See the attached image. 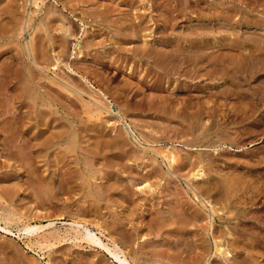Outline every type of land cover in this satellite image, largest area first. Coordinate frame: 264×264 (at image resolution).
Here are the masks:
<instances>
[{
  "label": "rangeland",
  "instance_id": "374dc122",
  "mask_svg": "<svg viewBox=\"0 0 264 264\" xmlns=\"http://www.w3.org/2000/svg\"><path fill=\"white\" fill-rule=\"evenodd\" d=\"M40 1L0 0V130L16 118L19 126L8 149L0 134V225L8 219L16 235L0 233V264H119L75 239L69 225L79 220L102 230L133 264H264V0ZM81 2L86 6L69 15ZM161 4L177 10L166 15ZM93 6L104 15L111 6L109 17L129 31L80 11ZM142 22L150 28L142 31ZM145 37L158 49L171 40L170 52L185 56L183 72L174 54L169 75L138 62ZM163 102L169 108L162 114L156 109ZM53 127L77 138L64 159L65 139L40 147ZM41 133L33 147V134ZM117 134L126 135L134 158L116 159ZM168 149L187 167L179 171L177 163L179 172L166 175L160 153ZM199 163L211 180L189 182ZM68 173L76 177L71 191L59 188ZM196 182L220 186V193L202 194L219 211L213 230L194 201ZM52 221L33 237L18 231L26 222ZM212 234L231 257L211 249L202 257Z\"/></svg>",
  "mask_w": 264,
  "mask_h": 264
},
{
  "label": "bare ground",
  "instance_id": "6f19581e",
  "mask_svg": "<svg viewBox=\"0 0 264 264\" xmlns=\"http://www.w3.org/2000/svg\"><path fill=\"white\" fill-rule=\"evenodd\" d=\"M37 1H39V0H34V4L35 5H37ZM42 1V0H41ZM40 1V2H41ZM112 1H114V0H112ZM145 1V0H144ZM144 1H141L142 3H144ZM150 1V0H149ZM151 1H153V0H151ZM133 2V1H132ZM257 2H258V0H257ZM141 3V4H142ZM177 3V2H176ZM243 3V2H242ZM71 5V4H70ZM78 7L76 8V9H74V10H72L70 13H69V15H74V12L75 11H78L80 8H81V6H86L83 2H81V4H78L77 5ZM103 6V5H102ZM80 7V8H79ZM94 7V6H93ZM88 8V7H87ZM86 7L85 8H82L80 11H82V12H84V11H87V13L88 14H90V16H92V17H94L95 19H107L106 20V24L110 27V28H114V27H118V28H123V29H126V30H124V31H129L128 29L130 28L129 27V24H127L126 22H123V23H121V21H119L118 19H112V18H110L109 17V13L108 12H110L111 11V6H105V7H103L104 9H106V14L104 15L103 13L104 12H102L100 9V7L98 6L97 8H89L88 10H85V9H87ZM157 8L159 9V11L160 12H162V13H164V14H166V15H169V16H173L174 15V13L176 12V8L174 7V6H168V5H163V4H161V5H158L157 6ZM64 9V8H63ZM68 11V10H67ZM185 11V10H184ZM85 13V12H84ZM111 13V12H110ZM182 13V12H181ZM101 14H103V15H101ZM55 16V15H54ZM169 16H167V17H169ZM129 18V17H128ZM216 22V21H215ZM147 24V23H146ZM146 24H144L143 22H142V24H141V27H140V29L142 30V31H144V30H147L148 28H150V27H148V24L146 25ZM164 26V29L166 30V29H168V26L167 25H163ZM129 27V28H128ZM118 28H117V30H118ZM53 31V30H52ZM70 30H66V34L69 32ZM121 30H119V32H120ZM59 33L61 32V31H58ZM150 32V31H149ZM148 34V33H147ZM146 34V35H147ZM55 35H56V33H55ZM55 35H54V37H55ZM69 35H70V33H69ZM150 35V34H149ZM152 35V34H151ZM124 38H127L128 39V42H132L133 40H134V42H136V40H135V38L136 37H129V35H126ZM60 39V38H59ZM66 40V39H65ZM65 40H64V37H61V39L59 40L60 41V43H61V45H63L64 47L66 46V44H65ZM67 42V41H66ZM56 43H58V41H56ZM158 43L156 42H154V39H151V37L149 38H144V46L143 47H140V48H138V50H137V52H136V58L138 59V62L140 61V62H143V63H146L147 62V64L148 65H152L153 67H155L157 70H159V71H161V72H163V73H165V74H168V71H170V70H168L169 69V64H170V58H171V55H173L174 53H171L170 52V50H171V48H172V42H171V40H169V39H167L166 40V47L165 48H162V49H158V47L156 48L155 46L157 45ZM88 47V46H87ZM155 47V48H154ZM156 49V50H155ZM105 51V50H104ZM107 52V51H106ZM181 53V52H180ZM42 54V53H41ZM183 54L181 53L180 55H179V53L177 54V53H175L173 56H172V61L174 62V60H178V63H177V65L175 66L176 68H178V71L179 72H181L182 71V67H183V62H184V58H185V56H184V58H183V56H182ZM182 56V57H181ZM98 58V57H97ZM120 58V57H119ZM9 59V58H8ZM215 59V61H217V57H215L214 58ZM114 61H116V58H114ZM146 61V62H145ZM96 62H100V64H103V62L100 60V59H97L96 60ZM127 62V61H126ZM114 64V63H113ZM138 64V63H137ZM216 64V63H215ZM3 65V64H2ZM5 65H6V63H5ZM16 65H17V63H16ZM135 65H136V63H135ZM14 66V65H13ZM174 66H173V68H175ZM16 68H17V66H16ZM175 68V72H177V69ZM7 69V68H6ZM5 69V70H6ZM181 69V70H180ZM3 71L4 73H6L7 71ZM10 72V71H9ZM14 72V71H13ZM172 72V71H171ZM173 72H174V70H173ZM172 72V73H173ZM174 72V73H175ZM183 72V71H182ZM8 73V72H7ZM6 73V74H7ZM169 74H171V73H169ZM168 74V75H169ZM159 75V74H158ZM176 75V74H175ZM10 76V75H9ZM8 76V77H9ZM82 76V75H81ZM173 76V75H172ZM178 76H179V74H178ZM5 77V76H4ZM181 77H183L182 76V74H181ZM180 77V78H181ZM11 78H12V76H11ZM15 79V78H14ZM82 79H84V80H88L87 79V77L85 76H82ZM13 80V79H12ZM132 80V79H131ZM8 82V81H7ZM90 81H88V83H89ZM141 82V81H140ZM129 85H131V84H133V83H135L134 81H129V82H127ZM142 83H146L145 82V79H143V81H142ZM140 84V83H139ZM137 85H138V83H137ZM140 86V85H139ZM129 88V87H128ZM132 88V87H131ZM123 92V91H122ZM160 92V91H159ZM26 93V92H25ZM18 94V93H17ZM102 94H103V92H102ZM104 96V95H103ZM106 96V95H105ZM133 96V95H132ZM17 97V96H16ZM130 98H131V96H130ZM129 98V99H130ZM164 101V100H163ZM166 102V101H165ZM165 102H163L164 104H162L161 106H160V108L159 109H156L157 110V112H160L161 111V113L162 112H167V109L169 108V107H167V105L165 104ZM3 105V104H2ZM154 105V104H153ZM4 108V107H3ZM175 108H179V106L178 105H176L175 107H174V109ZM155 109V108H154ZM176 110V109H175ZM204 110V109H203ZM3 111V110H2ZM155 111V110H154ZM181 112V111H180ZM173 113V112H172ZM89 114V113H88ZM163 114V113H162ZM161 114V115H162ZM20 115V114H19ZM174 115V114H173ZM17 116V115H16ZM165 116V115H164ZM17 117H19V116H17ZM10 118V117H9ZM7 119V118H6ZM13 119V118H12ZM100 119V118H99ZM9 121V120H8ZM177 121V120H176ZM2 122V121H1ZM5 122V121H4ZM22 122V121H21ZM50 122V121H49ZM48 122V123H49ZM48 123H46V126H47V124ZM17 124V125H16ZM19 124H21V123H19ZM18 118H16V119H13V120H11L9 123L6 121L5 123H4V125H3V127L1 128V130H0V134L2 135V137H1V141H2V144H4L3 145V147L4 148H7L8 149V147L10 146V144L9 143H11L10 142V140L9 139H7V138H10V133L12 132V131H17L18 130ZM132 127V126H131ZM59 128V127H58ZM53 129V131L49 134V136H46V133H41V134H33V136H32V138H34L33 139V147H37V144H38V142L40 141V139L38 138L39 136H41L42 138H44V136H46V139L44 140V141H42V143L40 142V147L42 146V147H44V149H49L51 146H52V142H56V141H58V140H66V142H67V146H68V148L66 149V152H65V154L61 157L62 159H64V157L67 155V154H72V153H74L75 151H76V141H77V138H76V136L74 135V133L73 132H69L68 130H67V128L65 129H62V130H59V129H57L56 127H53L52 128ZM71 131V130H70ZM115 131V130H114ZM131 131L132 132H127L129 135H131V134H133V135H135L136 134V132L133 130V129H131ZM20 132H23V131H20ZM20 135H22L23 133H19ZM29 134V133H28ZM48 134V133H47ZM9 135V137H6V136H8ZM12 135H14V134H12ZM12 135H11V137H12ZM17 135V134H16ZM125 135V134H124ZM123 134H117L116 136V138L114 139V143H115V152L116 153H119V154H117L118 156V158H116V159H122V158H130V157H135V153H132V155H130V156H128V147H127V145H128V141H127V139H126V135L124 136ZM22 137V136H21ZM26 137V136H25ZM132 137V136H131ZM135 137V136H134ZM133 137V138H134ZM11 139V138H10ZM8 140H9V142H8ZM14 143V142H13ZM132 143V142H131ZM12 145V144H11ZM18 145V144H17ZM114 146V145H113ZM134 146V145H133ZM13 147H15V145L13 146ZM13 147H12V149H13ZM22 147V146H21ZM97 149V148H96ZM130 150V149H129ZM189 150H191V149H189ZM14 152V151H13ZM44 152V151H43ZM23 153H25V152H23ZM160 155H161V157H162V159H163V162H164V164L163 165H161V166H165L166 168H167V171H166V175H168V174H172V172H174L175 170H177L178 171V169H179V171H182L184 168H186L187 167V164H189L188 163V160L187 159H184L183 157H180L179 158V156H176L174 153H173V151H170L169 149L165 152V153H160ZM179 159H178V158ZM192 157V156H191ZM37 158V157H36ZM189 158V157H188ZM111 161V160H110ZM115 161V160H114ZM129 161V160H128ZM65 162V161H64ZM124 162V161H123ZM179 164L180 165V167H178V169H176L175 167H176V164ZM200 164V163H199ZM203 164V163H202ZM137 169V168H136ZM154 170V169H153ZM178 171V172H179ZM134 174L135 173V171H132L131 172V174ZM155 173H157V171L156 170H154V171H151L150 172V176L149 177H152V176H154V174ZM191 173V172H190ZM69 174V173H68ZM76 174V173H75ZM67 175V174H66ZM66 175H64V176H66ZM77 175V174H76ZM68 176V175H67ZM65 177V178H63V179H61V183H60V189H63L64 188V186H67L68 188H69V191H71V190H73V186H71V187H69L73 182L72 181H74L75 179H76V177H74V175H71V174H69V177ZM206 177V173H205V169H204V167H203V165H199L195 170H194V172L193 173H191L190 174V178H189V182H191V181H209V180H211V178L210 179H208V177L207 178H205ZM131 179V178H130ZM230 179H232V178H230ZM133 180V179H132ZM233 180V179H232ZM232 180H231V182H232ZM112 181V180H111ZM135 181H136V179H135ZM235 181V180H234ZM233 181V182H234ZM146 181H144V182H141L140 183V185H142V184H146L145 183ZM148 182V181H147ZM197 183V185L196 186H198V189L197 190H193L194 192V195H193V197H194V201L197 203V204H199V205H201L202 207H203V209H205L206 211H207V218L209 219V225H210V230H213V227L215 226V224H214V222H215V219H217V217H218V209L215 207V205H214V203L212 202V201H210V199L209 198H207V199H205L203 196H202V194H209V192L210 191H214L215 193H218L219 192V190H221V189H219L220 188V186H218L217 184H212V183H210L209 185H207V184H205V183H201V182H196ZM135 183H134V181H133V185H134ZM136 185H138V184H136ZM190 185V184H189ZM226 185H227V193H229V190H230V188H232V184L229 182V181H227L226 182ZM48 186V185H47ZM148 185L146 184V185H144V187L146 188ZM66 187V188H67ZM149 187V186H148ZM142 188V187H141ZM222 188H223V186H222ZM65 189V188H64ZM75 189V188H74ZM124 191V190H123ZM143 191V190H142ZM220 193V192H219ZM73 194V193H72ZM129 194V193H128ZM226 194V193H225ZM229 195V194H228ZM46 199H50V197H51V193H49V191L48 192H46ZM58 213V212H57ZM182 216V215H181ZM195 218H196V220H198V221H200L203 217H204V214L202 213V212H196L195 213V216H194ZM85 218V217H84ZM38 219H40V218H38ZM154 219H159L162 223H166L165 222V220L160 216H156V217H154ZM259 219V218H258ZM257 219V220H258ZM259 222H261L263 225H264V220L262 221L261 219H259L258 220ZM176 222H178L179 223V225L181 226L180 227V229H179V231H180V233H184V231L186 230V225H187V221L185 220V219H183V218H178L177 220H176ZM36 223V222H35ZM72 223V222H71ZM41 224V223H40ZM70 224V223H69ZM54 225H55V223H54V221H52V222H50V223H48L47 225H44V224H41V225H38V224H35V225H33V224H31L30 222H26V223H24L23 224V227L22 228H20V230H18L19 231V233H22L24 236H26V237H33L34 235H36V234H38L39 232H42V231H44L45 229H47V228H51V227H54ZM165 225V224H164ZM10 221L8 220V219H6V222H5V225L4 226H2V225H0V233L4 236H12V237H16V235L13 233V231L10 229ZM69 226H71V228L70 229H72L74 232H76V240H78V241H85L86 243H87V245H89V247H99V248H101V249H103V250H106V252L107 253H109L110 255H111V258H113V260L114 261H116V262H118L119 264H133L134 263V261L132 260V262H131V259H129L128 258V256L126 255V253L124 252V250L118 245V244H116V242L115 241H113V240H111L110 238H108L105 234H104V232L102 231V230H100V229H98L99 231V233H96V232H94L87 224H84V222L83 223H81V221L79 220V221H74L72 224H70ZM162 226V225H161ZM114 228H115V230H118L119 229V226H118V224H115L114 225ZM58 230V229H57ZM214 232V231H213ZM18 233V232H17ZM43 233V232H42ZM72 234V233H71ZM75 234V233H74ZM73 234V235H74ZM214 234H215V232H214ZM214 234H212V236H211V239H210V242H211V244L212 245H205V244H202L201 245V250L200 251H202V253H201V255H202V257H206L207 255H209L211 252H212V254H213V256H219V257H221V256H229V257H231L230 256V252H227L226 251V249H224V247H223V245L221 244V241H219V239H217V237H215L214 236ZM220 234V233H219ZM98 235H100V236H98ZM62 236V235H61ZM117 236V235H116ZM75 237V236H74ZM103 237H105V238H107V240H108V242L109 243H112V247H110L109 246V243L108 242H106V243H108V244H106L104 241H103ZM63 238V237H62ZM78 238H80V239H78ZM44 242H46V241H44ZM50 244V243H49ZM49 246V245H48ZM51 247V246H50ZM53 247V246H52ZM211 249V252L209 251V250Z\"/></svg>",
  "mask_w": 264,
  "mask_h": 264
}]
</instances>
